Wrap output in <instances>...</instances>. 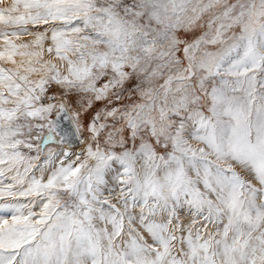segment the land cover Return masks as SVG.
<instances>
[{"label":"snow or ice","instance_id":"obj_1","mask_svg":"<svg viewBox=\"0 0 264 264\" xmlns=\"http://www.w3.org/2000/svg\"><path fill=\"white\" fill-rule=\"evenodd\" d=\"M0 264H264V0H0Z\"/></svg>","mask_w":264,"mask_h":264}]
</instances>
